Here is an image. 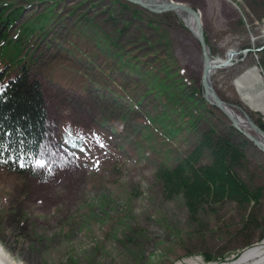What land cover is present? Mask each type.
<instances>
[{
    "label": "rangeland",
    "instance_id": "374dc122",
    "mask_svg": "<svg viewBox=\"0 0 264 264\" xmlns=\"http://www.w3.org/2000/svg\"><path fill=\"white\" fill-rule=\"evenodd\" d=\"M12 1L24 7L15 28L37 23L36 16L50 6ZM153 1L191 7L200 16L213 60L236 52L231 66L211 75V86L236 113L245 111L257 125L258 117L264 121V113L248 109L233 86L253 66L264 85L257 64L264 46V0ZM51 12L44 33L23 49L33 55L30 73L45 88L48 136L41 175L31 179L0 168V248L9 259L19 264H225L252 247H264V191L256 207L228 201L212 206L217 207L213 212L191 215L180 195L167 196L157 176L188 158L212 129L213 137L243 150L245 159L233 168L239 178L264 188V155L202 99L201 49L180 14L152 13L125 0H59ZM111 41L143 59L141 73L117 68L116 57L108 61L103 51H116ZM80 53L103 71L113 69L105 86L111 92L97 91L75 72V63L89 68L85 59L79 61ZM150 64L170 69L171 86L187 81L201 91V99L189 104L196 112L184 105L188 122L156 96L158 81L152 79L157 73L144 74ZM191 91L187 86L181 93ZM163 113L170 119L166 124L181 126L162 129ZM102 114L111 123H102ZM67 131L82 138L81 147L71 149ZM211 160L203 148L197 165ZM245 219L247 229L239 235ZM205 247L209 259L201 254ZM221 248L228 252L219 255Z\"/></svg>",
    "mask_w": 264,
    "mask_h": 264
},
{
    "label": "trees",
    "instance_id": "16d2710c",
    "mask_svg": "<svg viewBox=\"0 0 264 264\" xmlns=\"http://www.w3.org/2000/svg\"><path fill=\"white\" fill-rule=\"evenodd\" d=\"M44 2L50 6L36 16L37 23L29 21L15 28L24 7L16 6L12 0H0V168L31 179H38L41 175L38 162L42 160V151L48 136V110L44 96L45 88L42 82L30 73V67L35 63L33 55H28L23 49L31 38L44 33L51 23L52 8L59 0H37V3ZM85 18L89 21L86 16ZM106 39H109V36H106ZM110 44L116 51L112 52L108 48L103 51L109 62L111 57H116L117 68L135 74L142 72L143 59L128 48L120 49L113 41ZM81 58L86 60L85 63L88 62L89 68L87 65L88 70H85L82 68L83 63H75L72 66L75 72L82 75L86 84H91L97 91H108L105 86L113 69H99L86 54L80 53L79 61H82ZM257 64L264 76V48L257 52ZM154 67L150 64L144 74L148 70L157 73L152 79L158 81L156 96L168 103L170 111L177 113L181 120L188 122L190 117L183 110L184 105L188 111L196 112L195 107L189 104L194 98L201 99V91L190 86L189 82L187 84V81L175 82L171 86L173 79L169 73L170 69L162 67L156 70ZM49 81L53 80L50 78ZM187 86L191 87L192 91L182 95V89ZM114 94L111 93L112 96H115ZM128 104L132 109L131 103ZM105 116L104 114L102 119L100 118L102 123H111L112 120ZM127 116H121L120 121H125ZM162 116L159 121L161 124L158 125L162 129L170 131L172 126H181L180 122L166 124L170 119L165 113ZM152 121L157 123L153 119ZM256 121L264 131V121H261V117ZM113 129L119 131L117 127ZM65 134L70 137L71 149L81 147L82 138L72 136L69 131ZM213 134L215 133L211 129L190 156L175 167L158 171L157 176L162 182L164 192L170 197L180 195L186 207H191V210H195L194 207H212L228 201L240 207L258 206L263 198L264 188L247 185L233 170L245 159L243 150L229 139L222 136L213 137ZM203 148L210 151L212 160L207 165L198 166Z\"/></svg>",
    "mask_w": 264,
    "mask_h": 264
},
{
    "label": "bare ground",
    "instance_id": "6f19581e",
    "mask_svg": "<svg viewBox=\"0 0 264 264\" xmlns=\"http://www.w3.org/2000/svg\"><path fill=\"white\" fill-rule=\"evenodd\" d=\"M147 6L160 8L161 2H147ZM185 22L186 26L195 34L196 28L193 19L190 16L184 15L181 11L178 12ZM233 50H229L223 58L210 59V68L206 75V87L209 92L215 94L210 77L214 72L219 69L231 66L232 58H235ZM232 54V55H231ZM211 57V56H210ZM230 59V64L223 65L227 59ZM233 86L235 87L240 99L249 107L250 110L260 111L264 113V85L262 84V76L260 75L257 67L253 66L242 71L234 80ZM226 112L235 117L239 123V127L248 132L246 122L241 113H236L231 107L227 106ZM263 142V141H262ZM256 148V147H255ZM257 149V148H256ZM259 150V149H258ZM0 264H19L14 260L9 259L5 252L0 248ZM225 264H264V247L255 246L246 250L238 259L233 262Z\"/></svg>",
    "mask_w": 264,
    "mask_h": 264
},
{
    "label": "water",
    "instance_id": "95a60500",
    "mask_svg": "<svg viewBox=\"0 0 264 264\" xmlns=\"http://www.w3.org/2000/svg\"><path fill=\"white\" fill-rule=\"evenodd\" d=\"M125 1H127L128 3L134 4V5H137L152 13L160 14V13H165L168 11H174V12L181 11L184 15L190 16L193 19L194 26L196 28V32L194 36L197 42L199 43V46L201 49L202 69H201V76H200V88L202 91V99L205 102H207L209 105H211L212 107L222 112L228 119L230 126L236 132L242 135L245 138V140H247L254 147L259 149V151L264 155V131L260 128V126L254 123V121H252V119L248 116V114L245 111L239 109L243 119L246 122V127L248 128V132L242 130L239 127V123L237 119L226 112L228 104H226L220 98H218L216 94L209 92V90L206 87L205 81L207 78L206 75L208 74V69L210 68L211 57H210L209 51L204 41L203 28H202L200 16L191 7H189L188 5L184 3L178 2V1H168V2L158 1V2H161L160 8L147 6L146 3L152 2L153 0H125ZM153 2H156V1H153ZM263 48L264 46L261 47L259 51L262 50ZM234 55H236V52L234 53ZM228 64H230L229 58L225 61L223 65H228Z\"/></svg>",
    "mask_w": 264,
    "mask_h": 264
},
{
    "label": "flooded vegetation",
    "instance_id": "af4514ba",
    "mask_svg": "<svg viewBox=\"0 0 264 264\" xmlns=\"http://www.w3.org/2000/svg\"><path fill=\"white\" fill-rule=\"evenodd\" d=\"M195 208V210H191V207H185V209H187V211L190 213L191 211H195L194 212V214H191V215H195L196 213H198L200 210H205V211H210V212H213L217 207H194ZM247 221H248V219L246 220L245 219V221L242 223V224H240L239 226V231L238 232H240V234L239 235H241L243 232H245V229H247L246 228V226H247ZM250 221V220H249ZM210 247H211V245H209L208 246V249H210ZM207 249V247H205V248H203V250H201V254H202V256L204 257V258H206V259H209L210 257L208 256V253H207V251H205ZM220 253H219V255H221V254H223L225 251H227L228 252V250H226V248L224 249V248H221V249H217ZM217 250H215V252H214V254L217 252ZM219 255H217L216 257H218Z\"/></svg>",
    "mask_w": 264,
    "mask_h": 264
},
{
    "label": "snow or ice",
    "instance_id": "6c2138e0",
    "mask_svg": "<svg viewBox=\"0 0 264 264\" xmlns=\"http://www.w3.org/2000/svg\"><path fill=\"white\" fill-rule=\"evenodd\" d=\"M39 166L43 167V163L42 162H38Z\"/></svg>",
    "mask_w": 264,
    "mask_h": 264
},
{
    "label": "built area",
    "instance_id": "2783aa9c",
    "mask_svg": "<svg viewBox=\"0 0 264 264\" xmlns=\"http://www.w3.org/2000/svg\"><path fill=\"white\" fill-rule=\"evenodd\" d=\"M262 32L264 33V22H263V29H262Z\"/></svg>",
    "mask_w": 264,
    "mask_h": 264
}]
</instances>
